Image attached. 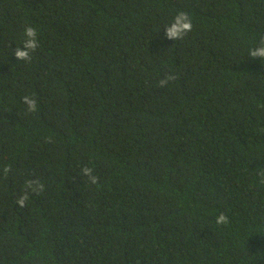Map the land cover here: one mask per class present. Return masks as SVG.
<instances>
[{"label":"trees","instance_id":"16d2710c","mask_svg":"<svg viewBox=\"0 0 264 264\" xmlns=\"http://www.w3.org/2000/svg\"><path fill=\"white\" fill-rule=\"evenodd\" d=\"M0 264H264V0H0Z\"/></svg>","mask_w":264,"mask_h":264}]
</instances>
